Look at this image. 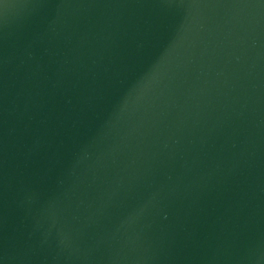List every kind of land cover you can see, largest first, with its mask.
<instances>
[{
    "label": "water",
    "instance_id": "1",
    "mask_svg": "<svg viewBox=\"0 0 264 264\" xmlns=\"http://www.w3.org/2000/svg\"><path fill=\"white\" fill-rule=\"evenodd\" d=\"M0 264H264V0H0Z\"/></svg>",
    "mask_w": 264,
    "mask_h": 264
}]
</instances>
